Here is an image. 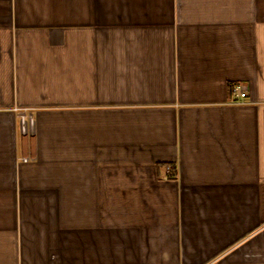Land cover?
<instances>
[{"label": "crops", "instance_id": "crops-1", "mask_svg": "<svg viewBox=\"0 0 264 264\" xmlns=\"http://www.w3.org/2000/svg\"><path fill=\"white\" fill-rule=\"evenodd\" d=\"M0 264H264V0H0Z\"/></svg>", "mask_w": 264, "mask_h": 264}, {"label": "built area", "instance_id": "built-area-1", "mask_svg": "<svg viewBox=\"0 0 264 264\" xmlns=\"http://www.w3.org/2000/svg\"><path fill=\"white\" fill-rule=\"evenodd\" d=\"M231 91L236 97L234 102H243L247 97V93L241 84L238 83L233 84L231 87Z\"/></svg>", "mask_w": 264, "mask_h": 264}]
</instances>
